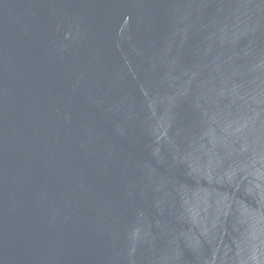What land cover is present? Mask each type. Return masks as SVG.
Segmentation results:
<instances>
[{
  "label": "water",
  "instance_id": "water-1",
  "mask_svg": "<svg viewBox=\"0 0 264 264\" xmlns=\"http://www.w3.org/2000/svg\"><path fill=\"white\" fill-rule=\"evenodd\" d=\"M0 264H264V0H0Z\"/></svg>",
  "mask_w": 264,
  "mask_h": 264
}]
</instances>
